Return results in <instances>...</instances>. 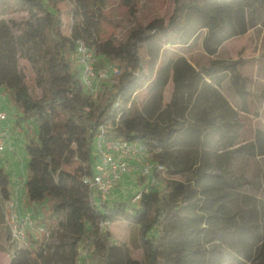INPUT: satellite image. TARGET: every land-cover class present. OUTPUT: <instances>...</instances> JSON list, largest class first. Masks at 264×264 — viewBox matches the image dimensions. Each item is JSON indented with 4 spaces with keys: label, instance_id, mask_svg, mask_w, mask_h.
<instances>
[{
    "label": "trees",
    "instance_id": "1",
    "mask_svg": "<svg viewBox=\"0 0 264 264\" xmlns=\"http://www.w3.org/2000/svg\"><path fill=\"white\" fill-rule=\"evenodd\" d=\"M104 1L0 0V89L20 114L19 123L38 126L37 136L26 143L28 202L46 203L42 221L70 232L74 245L89 253L92 264H140L114 243L107 227H101L120 220L138 227L146 264H208L201 247L204 239L211 244L228 239L227 233L229 248L245 260L243 264H264V236L232 206L238 202L241 182L227 177L230 155L224 166L217 160L205 163L192 182L171 179L163 190L149 186L135 204L99 202L87 183L94 176V138L101 128L108 138L144 147L152 162L171 168L165 170L171 175L189 170L175 162L171 151L184 144L201 146L216 129L206 111L189 113L187 93L197 89L205 77L218 84L229 77L242 93L245 78L240 66L244 61L213 60L196 71L184 59L185 68L181 61L164 57L169 49L187 47L200 30L205 31V54L217 56L233 39L264 28V0H173L174 11L168 19L155 18L138 26L126 40H101ZM121 1L135 13L133 0ZM4 8L28 15L19 33L13 20L2 17ZM79 42L96 51V69L118 68L94 93L82 79ZM21 58L38 66L41 97L28 87ZM171 72L174 90L164 107ZM140 94L143 98L137 102ZM238 151L250 158H264V131L256 130L253 140ZM260 182L264 186V168ZM0 194L5 202L11 200V179L1 167ZM27 235L42 258L48 247L33 240L31 233ZM249 243L255 245L252 253L244 249ZM29 258L32 252L27 250L11 264H28Z\"/></svg>",
    "mask_w": 264,
    "mask_h": 264
},
{
    "label": "rangeland",
    "instance_id": "2",
    "mask_svg": "<svg viewBox=\"0 0 264 264\" xmlns=\"http://www.w3.org/2000/svg\"><path fill=\"white\" fill-rule=\"evenodd\" d=\"M133 1L136 7L134 14L121 0L104 1L101 40H107L110 37L126 40L129 33L136 27L145 26L155 18L168 19L174 11L173 0ZM1 14L3 18L13 20L18 25L14 28L16 33H19L23 28L22 19L28 18L26 13L19 11L9 13L7 8H4ZM198 26L199 23L196 22L195 27L198 28ZM204 33V30H200L188 48L169 49L164 59L175 61L182 57L197 71L208 66L213 60H221L227 63L237 60L244 61L240 66V73L245 78L243 92L239 93V87L229 77H226L222 85L219 86L221 95L212 93L208 96L209 92L199 91L195 101L200 103L201 99L205 98L206 104L211 105L210 110L215 124L214 129H216L215 135L209 136L201 146L184 144L173 149L171 152L175 162L180 167L184 166L189 170L175 175L165 171L155 179L157 183L154 184V188L163 190L168 180L171 179L192 182L196 170L206 162L210 160L216 162L217 160L218 164L224 166L227 156L230 155L231 159L225 165L227 177L233 181L240 180L241 182L237 193L239 194L238 202L231 205L235 207V211L243 213V216L248 220L247 222L256 225L259 233L264 236V186L260 182L264 158H250L238 151L246 143L253 140L256 130L264 131V28L257 27L247 35L228 42L213 58L208 57L203 51L202 38ZM109 66L106 65L99 70L107 69ZM20 67L26 74L27 85L30 90L41 97L42 88L38 83V66L25 58H21ZM173 87L172 72L169 86L165 92L164 105L171 100ZM191 91L186 95L185 104L192 102L195 97L196 92L192 93ZM141 98H143V94L137 96V102ZM0 111L8 116L5 129L9 137L8 148L5 153L0 155V167L9 174L11 189L13 190L16 181L19 182L26 178L29 160L26 143L30 138L37 136L38 126L35 122L19 123L20 114L10 102L7 94L1 89ZM194 111L196 110L193 108L189 113ZM96 164L97 159L94 157V169ZM166 169L171 168L166 167ZM129 175L126 182L123 180L124 182L119 183L114 188L109 196L110 201H131L134 193L143 190L151 183L149 178L141 182L143 176L140 166L135 171L132 169ZM25 197L26 195L22 201L27 200ZM7 205L0 194V264H11L14 259H18L27 250L32 252V258H29L28 264H77L74 263L75 254L77 252L78 256L76 257L79 258L84 249L81 245H74V237L70 232L60 230L56 226L42 221L45 209H47L46 203H40L36 207L30 206L29 208L35 221V228L28 232L32 234L33 240L48 247L42 258L37 253L36 246H32L27 237L24 242L19 243L11 240L10 226L6 220ZM42 226L49 236L38 230ZM106 229L111 232L114 243L123 246L132 259L137 260L140 264H146L145 251L142 247L138 227L120 220L108 225ZM228 234L226 235L228 239L219 238L211 244L204 239L205 243L201 247L206 250L205 254L209 258L208 264H243L245 262L238 253L229 248L231 241L228 240L231 236ZM168 245V248L171 249L172 243H168ZM254 246L249 243L244 249L248 253H252L255 249ZM88 261L89 264H92L90 257Z\"/></svg>",
    "mask_w": 264,
    "mask_h": 264
},
{
    "label": "built area",
    "instance_id": "3",
    "mask_svg": "<svg viewBox=\"0 0 264 264\" xmlns=\"http://www.w3.org/2000/svg\"><path fill=\"white\" fill-rule=\"evenodd\" d=\"M77 57L82 67V79L88 90L96 92L100 82L107 80L113 72L117 73L118 68L109 66L107 69L96 70L98 56L93 48L84 42H79L77 46ZM8 120L6 113L0 111V155L6 152L9 143L7 130L2 128ZM94 157L97 164L94 169V176L87 179L92 197L99 202L109 200L114 188L122 183L125 176L131 173L132 162H136L141 169V175L151 179V183L143 190L134 193L131 203H137L144 192L149 191V186L156 184L154 173L163 174L166 170L162 164L154 163L149 159L146 149L140 145H132L122 139H112L106 137L103 128L94 138ZM25 188V181L22 186ZM6 220L10 226V237L13 242H24L29 230L35 228L33 215L29 210L23 208V203L19 198V192L13 187L11 200L6 202ZM107 223H102L101 227H107ZM43 227V228H42ZM38 230L46 233L44 226ZM49 236L48 233H46ZM89 253L83 251L78 258L77 264H89Z\"/></svg>",
    "mask_w": 264,
    "mask_h": 264
},
{
    "label": "crops",
    "instance_id": "4",
    "mask_svg": "<svg viewBox=\"0 0 264 264\" xmlns=\"http://www.w3.org/2000/svg\"><path fill=\"white\" fill-rule=\"evenodd\" d=\"M253 30V29H252ZM251 31V30H250ZM249 31V32H250ZM248 32V33H249ZM247 33V34H248ZM246 34V35H247ZM245 36V35H244ZM241 37H243V36H241ZM238 38H240V37H238ZM203 39V38H202ZM235 39H237V38H235ZM234 40V39H233ZM190 43H191V41H190ZM190 43L187 45V47H185V48H188L189 46H190ZM222 49V48H221ZM220 49V50H221ZM204 51V50H203ZM220 52V51H219ZM219 54V53H218ZM210 58H213V57H210ZM182 59H184V58H179V59H177V60H175L174 62H176V61H178V62H180ZM185 60V59H184ZM185 62H187L186 60H185ZM188 63V62H187ZM189 64V63H188ZM180 65L182 66V67H184L185 66V64L183 63V61H181L180 62ZM190 66H192L191 64H189ZM210 65V64H209ZM208 65V66H209ZM206 67V66H205ZM185 68V67H184ZM192 68H194L193 66H192ZM195 69V68H194ZM196 70V69H195ZM197 71V70H196ZM172 73V72H171ZM184 75H186V74H184ZM171 76V75H170ZM174 76V75H173ZM187 76V75H186ZM169 83H170V80H169ZM169 83H168V85H167V87H166V89H165V92H166V90H167V88H168V86H169ZM173 83H174V80H173ZM223 83V82H222ZM222 83L221 84H218L217 83V81L216 80H213V79H211V78H209V77H205L204 78V80L203 81H201V83L198 85V87H197V89H195V88H193L192 89V93H194V92H196L195 93V97H194V99L192 100V102L190 101L188 104H189V106H190V111H192V109L194 108L196 111H194L195 113H197V112H201V111H206L208 114H209V116L211 117V119L213 120V115L211 114V110H210V106H208V104H206L207 103V101L205 100V98H203V99H201V102L199 103L198 101H195L196 100V96H197V94H199V91L201 90L202 92L203 91H207V92H209L208 93V96H210V94H214V93H218V94H220L221 95V92H220V88H219V86H221L222 85ZM173 90H174V87H173ZM165 92H164V98H165ZM172 95H173V92H172ZM172 99V98H171ZM171 101V100H170ZM170 101H169V103H170ZM206 101V102H205ZM168 103V104H169ZM163 104H164V101H163ZM168 104H166V105H164V107H166ZM187 104V103H186ZM2 128H5V124H2ZM205 143V142H204ZM203 143V144H204ZM206 163H214V160H210V161H208V162H206ZM138 164L136 163V162H132V167H133V171H135L138 167ZM130 175L128 174V175H126L125 176V178H124V181L126 182L127 181V179H128V177H129ZM25 181V179H23V180H21V181H16V183L14 184V188L19 192V198H20V200L22 201V198H24V195H25V188L23 189L21 186H22V184H23V182ZM123 181V182H124ZM25 199H26V197H25ZM27 201V202H26ZM24 200V201H22V203H23V208L25 209V210H29V208H30V206H32V207H36V205H38V204H31V203H29L28 202V200ZM27 206V207H26ZM27 209H26V208Z\"/></svg>",
    "mask_w": 264,
    "mask_h": 264
}]
</instances>
